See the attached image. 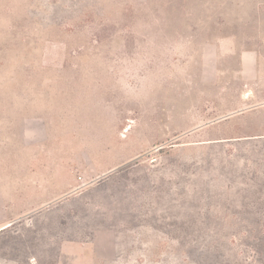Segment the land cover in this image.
I'll return each instance as SVG.
<instances>
[{
  "label": "rangeland",
  "instance_id": "1",
  "mask_svg": "<svg viewBox=\"0 0 264 264\" xmlns=\"http://www.w3.org/2000/svg\"><path fill=\"white\" fill-rule=\"evenodd\" d=\"M225 35L264 0H0V264H264V113L200 75Z\"/></svg>",
  "mask_w": 264,
  "mask_h": 264
},
{
  "label": "crops",
  "instance_id": "2",
  "mask_svg": "<svg viewBox=\"0 0 264 264\" xmlns=\"http://www.w3.org/2000/svg\"><path fill=\"white\" fill-rule=\"evenodd\" d=\"M223 59L234 60L236 68L231 72L221 69ZM200 66L201 77L209 73L211 81H218L222 75L229 73L232 79L241 83L238 99L242 109L230 113L229 116L246 117L264 113V35L257 36L249 45L237 35H225L206 42L200 49ZM243 139L264 140V131ZM61 252L62 257L72 258L77 262L86 259L110 263L117 256L115 236L109 230L94 231L90 242L67 247Z\"/></svg>",
  "mask_w": 264,
  "mask_h": 264
},
{
  "label": "bare ground",
  "instance_id": "3",
  "mask_svg": "<svg viewBox=\"0 0 264 264\" xmlns=\"http://www.w3.org/2000/svg\"><path fill=\"white\" fill-rule=\"evenodd\" d=\"M7 227V226H6ZM5 228V227H4Z\"/></svg>",
  "mask_w": 264,
  "mask_h": 264
}]
</instances>
